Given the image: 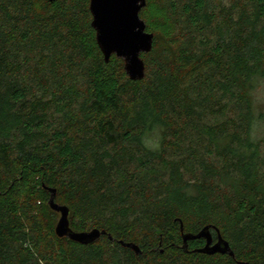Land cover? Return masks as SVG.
<instances>
[{
  "label": "trees",
  "instance_id": "trees-1",
  "mask_svg": "<svg viewBox=\"0 0 264 264\" xmlns=\"http://www.w3.org/2000/svg\"><path fill=\"white\" fill-rule=\"evenodd\" d=\"M141 18L156 36L132 81L90 0H0V264H264V0H147ZM44 186L74 231L114 240L58 238ZM181 222L235 257L185 251Z\"/></svg>",
  "mask_w": 264,
  "mask_h": 264
},
{
  "label": "water",
  "instance_id": "water-1",
  "mask_svg": "<svg viewBox=\"0 0 264 264\" xmlns=\"http://www.w3.org/2000/svg\"><path fill=\"white\" fill-rule=\"evenodd\" d=\"M54 1L56 0H52ZM146 6L147 0H90L92 27L96 31V40L105 61L109 63L113 55L122 59L125 63V72L132 81H141L145 78L146 63L142 55L151 53L154 47L156 35L148 33L146 22L141 18V12ZM44 189L51 194L49 207L61 215L55 230L58 238H68L82 245L94 244L105 235L114 240L105 230L74 231L70 225L69 207L56 202L58 190L47 186H44ZM211 230L216 231L217 241L214 240ZM181 231L185 251H189L190 241L205 239V246L196 252L210 256L227 254L235 257L229 242L223 238L221 231L212 225L193 234L185 233L181 222ZM120 244L134 250L137 255L142 254V249L133 242L121 241Z\"/></svg>",
  "mask_w": 264,
  "mask_h": 264
},
{
  "label": "rangeland",
  "instance_id": "rangeland-1",
  "mask_svg": "<svg viewBox=\"0 0 264 264\" xmlns=\"http://www.w3.org/2000/svg\"><path fill=\"white\" fill-rule=\"evenodd\" d=\"M259 87H257L254 92H253V96H254V100H255V105L257 107V111L262 114H264V79H262L258 85ZM255 135L258 138H264V121H262L260 123V125L258 126V128L256 129V133ZM47 202V201H46ZM45 200L40 202V206L42 207V209L44 210V215L45 218L48 222V224L50 225V227L53 229L54 233L56 230V226L59 222V219L61 217V215H53L52 213H50L49 211H47V209L45 208L46 203Z\"/></svg>",
  "mask_w": 264,
  "mask_h": 264
}]
</instances>
